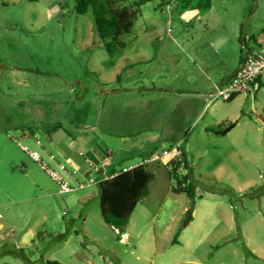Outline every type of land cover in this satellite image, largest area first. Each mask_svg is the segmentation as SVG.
I'll return each mask as SVG.
<instances>
[{
    "label": "rangeland",
    "instance_id": "374dc122",
    "mask_svg": "<svg viewBox=\"0 0 264 264\" xmlns=\"http://www.w3.org/2000/svg\"><path fill=\"white\" fill-rule=\"evenodd\" d=\"M118 41L75 0H0V264H264V85L196 98L264 49V0H151ZM30 152L73 186L106 161L154 178L117 228L98 185L62 194Z\"/></svg>",
    "mask_w": 264,
    "mask_h": 264
},
{
    "label": "trees",
    "instance_id": "16d2710c",
    "mask_svg": "<svg viewBox=\"0 0 264 264\" xmlns=\"http://www.w3.org/2000/svg\"><path fill=\"white\" fill-rule=\"evenodd\" d=\"M148 1L151 0H75V11L80 15L91 12L96 32L103 40L104 48L110 57H114L124 47L118 38L132 31L135 21L141 15V6ZM187 6L188 4L185 5ZM253 40L258 42L256 38ZM236 95L234 94L231 99ZM117 171L119 170L114 168L110 173ZM174 175L179 185H184L188 179L187 175L183 176L182 180H180L182 175H176L175 172ZM153 178V173L142 164L131 171L120 172L116 176L101 180L97 185L100 212L105 223L117 228L127 226L139 202L148 195V187ZM184 191L190 197H194L191 185L185 187ZM46 263L61 264L57 261Z\"/></svg>",
    "mask_w": 264,
    "mask_h": 264
},
{
    "label": "built area",
    "instance_id": "2783aa9c",
    "mask_svg": "<svg viewBox=\"0 0 264 264\" xmlns=\"http://www.w3.org/2000/svg\"><path fill=\"white\" fill-rule=\"evenodd\" d=\"M264 78V49L261 50H247L246 57L244 59L243 64L240 68L232 75V77L223 85L218 86L216 90L218 91L215 99L222 98L224 100H229L234 94H237L242 91H247L252 89L254 91L259 90V81ZM26 150V148H23ZM169 152L164 151L163 155H168ZM182 155V153L177 149L176 156ZM30 156L41 165V168L45 170L50 177L57 182L59 185L60 193H69L74 192L78 189H84L93 184H98L101 180L107 179L113 176L118 175L120 172H128L131 171L133 168L142 165L139 164L134 167L124 168L119 170L115 173H106L109 161L103 163L101 168L94 167V170L97 171L99 174L97 177L89 176L88 182L82 183L78 182L76 186L71 185L64 177H62L56 170L50 167L46 162L43 161L42 157L38 153L30 152ZM160 155H152L150 161H157L160 160ZM2 214L0 213V227L2 226Z\"/></svg>",
    "mask_w": 264,
    "mask_h": 264
},
{
    "label": "crops",
    "instance_id": "0c3cea01",
    "mask_svg": "<svg viewBox=\"0 0 264 264\" xmlns=\"http://www.w3.org/2000/svg\"><path fill=\"white\" fill-rule=\"evenodd\" d=\"M194 13H195V12H193V11H186L183 15H184L185 18H189V17L193 16ZM245 57H246V54H245V56H244L243 59L240 58L237 62H235V66H234L235 68L232 70V72H231L230 75H228L227 77L222 78V79L218 80L217 82H214V83H213V84H214V88L212 89V91H209L208 94H207V93H204V92H206L207 89H208V90L210 89V88H205V90H203L204 92H199V93H197L196 98H197L199 101H201V102L203 103V107H202L201 113H202V112L204 111V109L209 105V102H211V101H208V98L211 96L210 94H211L214 90H216V88H217L218 86L223 85L224 83H226V82L232 77V75H233V74H234V73L240 68V66L243 64ZM259 85H260L259 89L264 85V80H263V79L260 80ZM206 87H208V86H206ZM239 93H240V92H239ZM239 93H237V94H239ZM207 97H208V98H207ZM210 98H211V97H210ZM212 100H213V99H212ZM201 102H200V103H201ZM201 113L197 116V119L201 116ZM25 138H27V136H25ZM68 142H69V144H71V141L68 140ZM72 142H73V143H76L75 140H72ZM52 157H53V156H52ZM53 159L55 160L56 165H57L62 171H64V172L67 174V176H69V177H73V176H74V173H72L71 170L67 167V163H66V161H64V160H60V159L56 158L55 156L53 157ZM71 161H72V160H70V162H71ZM109 163H110V164H109V166H108V169H107L106 173H110V171H111L112 169L116 168V167L112 164L111 161H109ZM24 168H25V166L23 165L22 168H20V171H23ZM26 174H27V173H26ZM86 175H88V174L86 173ZM0 228H2V226H1Z\"/></svg>",
    "mask_w": 264,
    "mask_h": 264
},
{
    "label": "water",
    "instance_id": "95a60500",
    "mask_svg": "<svg viewBox=\"0 0 264 264\" xmlns=\"http://www.w3.org/2000/svg\"><path fill=\"white\" fill-rule=\"evenodd\" d=\"M234 127V124L231 125L230 127H228L225 131H223L222 133L225 134L227 133L231 128ZM190 219H191V213H188L187 214V218H186V221H185V225H187L189 222H190Z\"/></svg>",
    "mask_w": 264,
    "mask_h": 264
}]
</instances>
